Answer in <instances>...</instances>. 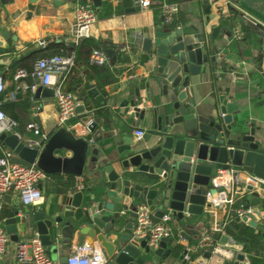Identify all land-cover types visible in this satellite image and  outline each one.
<instances>
[{
    "label": "water",
    "instance_id": "obj_1",
    "mask_svg": "<svg viewBox=\"0 0 264 264\" xmlns=\"http://www.w3.org/2000/svg\"><path fill=\"white\" fill-rule=\"evenodd\" d=\"M13 1L0 0V6ZM43 1L46 0H27L28 19ZM50 1L56 7L86 1L95 9L101 6L100 0ZM189 2H198L209 12L208 0H181V3ZM238 3L242 9L232 17L231 27L241 26L246 38L255 36L259 46L257 57L264 62V0H238ZM137 10L135 6L128 11ZM218 34L220 39L231 37V33L217 27L212 30L209 39L215 41ZM1 37L7 40L8 33L2 32ZM142 47L155 63L153 80L158 104L152 102V107L147 108L137 106L133 98L123 102L121 108L131 110L130 119H138L144 125L150 123V128L139 141L133 142L130 136L122 138L123 145L117 148L115 159H98L92 143L84 138L75 139L56 121L45 130L47 140L40 141L36 146L25 145L14 135L0 136V143L20 162L34 165L45 175H85L89 178L93 174L95 180L90 184H98V189L86 200L83 192L65 196L62 211L54 220L47 219L40 212L33 214L36 233L48 256L53 247L51 236L56 235V226H61L64 229L76 227L80 235L95 241L104 253L105 264H170L171 251L165 250V242L159 243L156 249H150L146 244L148 238L140 241L132 238L135 222L121 232L114 231L112 224L122 220L126 211L135 220V211L140 204L148 206L155 224L166 210L172 211L179 221L184 220V209L189 216L204 217L209 207L206 205V194L215 196L222 192L212 190L210 184L211 177L220 170L245 173L264 181V134L247 126L237 108L227 104L223 96L218 98L219 106L208 114L195 110L193 103L187 99L188 76L199 75L202 66L209 61L206 37L163 26L154 38L143 39ZM215 55L217 50L212 53V56ZM88 96L95 102L102 100L92 87ZM35 97L49 100L53 91L43 88ZM150 99H153L151 95ZM76 112L81 119L91 115L85 113L82 102H79ZM88 130L98 134L94 122ZM87 164L88 171L84 173ZM245 190L250 193L246 200L253 209L259 204L258 196L252 193L251 186ZM102 197L110 199L109 203ZM253 215L236 219V222L260 235L262 252L259 257L264 258V224H261L258 211L253 210ZM15 216L16 213H10L4 222L9 236L17 233ZM200 228L201 225L196 230ZM178 231L183 240H189L181 229ZM227 241L226 236L221 238L222 244ZM202 253L207 259L211 257L209 252ZM185 255L183 251L174 264H188L184 260ZM66 260L67 257H63L60 264H66ZM243 260V255H237L234 264ZM223 264L231 263L225 261Z\"/></svg>",
    "mask_w": 264,
    "mask_h": 264
},
{
    "label": "crops",
    "instance_id": "obj_2",
    "mask_svg": "<svg viewBox=\"0 0 264 264\" xmlns=\"http://www.w3.org/2000/svg\"><path fill=\"white\" fill-rule=\"evenodd\" d=\"M100 2L101 6L105 3L110 4L115 13L108 19H98L97 17L91 38L102 46L118 49L116 52L108 50L104 53L107 58L106 65H108L115 81L103 88L104 94L97 89L94 81H90L87 92H90L91 87L94 88L102 100L95 102L90 96H86L89 107L87 108L83 103L82 106L85 113H91V115L81 119V115L77 113L75 121L96 123L98 134L94 135L88 132L84 139L92 143V148H95L98 159L102 160L116 158L117 148L123 145L122 138L130 136L135 142L133 133L136 130L146 132L150 128V123L144 125L138 119H130L131 110L121 108V106L123 102L130 101L132 98L136 105L141 107L150 108L152 102L155 105L158 104V93L153 80L156 74L155 63L151 60L152 56L143 51L142 42L145 38H154L157 32L162 31L161 28L164 25L161 26L157 23L159 16L152 9L144 11L138 8L137 11H128L134 8L129 0H100ZM79 4H88L94 10L101 8L100 6V8L95 9L89 1L56 7L52 5L50 0H46L35 8L31 18L28 19L27 0H14L0 6V75L5 76L12 62L30 51L29 46L40 49L37 47L39 41L62 42L67 48L74 49L79 42H73L71 30L75 9ZM178 7L179 12L174 18L177 21V26L173 30L180 28L186 34L206 37V53L209 58L208 63L202 66L199 75L188 76L189 87L185 91L187 99L193 103L195 110L208 114L219 106L218 98L223 96L227 104L237 108L238 114L242 116L247 126L257 128L261 134H264V62L257 57L259 46L255 36L250 35L246 38V32L241 26L237 25L232 28V18H218L212 6L209 8V12H206L205 7L198 2L181 3ZM217 27L231 33V37L220 39V34H218L215 41L210 40L209 36L212 30ZM236 29L241 32L240 40L233 38V32ZM4 31L8 33L7 40L1 37ZM121 47L124 48L123 51H120ZM214 50H217V54L224 55L225 63H219L217 55L212 56ZM84 70V67L81 66L80 71L82 73L80 74L82 77ZM12 79L4 78L3 80L6 94L15 88ZM26 83L31 84V81L28 80ZM39 91L41 89H38L37 92ZM24 93L25 91L20 90L17 92V95L20 96L19 99L16 95L14 102H3L0 109L8 118H13L18 122L19 126L16 132L19 141L29 145L38 138L25 130L26 124L35 122L41 132L45 134L47 126L54 121L57 123V119L52 99L36 98L34 95V101H30L29 108L25 110L20 106ZM150 95L153 101L150 99ZM5 103L11 107L2 109ZM34 106L39 107L36 116H32ZM3 148L7 149L5 146ZM16 160L19 161L17 158ZM88 167L89 164L84 168V173L88 171ZM130 171L133 172L132 169ZM240 174L245 175L244 173ZM46 176L47 178L38 184V189L43 197L40 206L23 208L18 196L14 193L6 194L0 201V225L5 233L4 222L10 213H16L15 226L17 228L15 235L9 236L6 233L8 242L5 252L0 258V264H28L19 263L16 254L20 242H25L37 234L32 218L33 214L40 212L47 219L54 220L62 211L64 197H71L78 192L76 185L79 178L83 186V190L80 192L84 193L85 200L88 195L98 189L97 183L94 186L90 184L91 181L95 180L93 174L89 178L85 175L80 177L61 174ZM67 183H73V191L70 189L63 191ZM252 193L256 194L259 200V204L252 210L260 213L261 224H264V190H255ZM249 194L244 190L236 199V203L243 205L242 201L244 200L247 207L251 209L246 200ZM102 200L106 203L110 201L104 197ZM183 219L179 221L173 218L170 227L173 234L177 232L179 235L178 230L182 227V233L189 238L188 241L183 240L181 236L179 238L180 244L191 259L188 264H223L226 260L234 264L237 255L244 256V260L240 264H248L243 253V246L233 243L227 236L228 241L225 244L221 243L222 237H220L218 246L221 251L218 255L213 254L209 259L205 258L204 253L195 247L199 235H192V233L196 231L199 225L207 228V226L212 227L214 224L222 223L224 221L223 211L216 210L212 213L206 211L202 218L189 216ZM70 222L74 224L72 220ZM134 222L135 220L130 217V212L126 211L122 220L112 224V229L121 232L128 224ZM56 227V235L51 236L53 247L49 256L56 264H60V260L67 257L74 247L83 243H95L89 237L80 235L76 227L73 229ZM165 250H170L169 244H166ZM229 252L233 254L232 259L229 258ZM171 264L174 262L171 261Z\"/></svg>",
    "mask_w": 264,
    "mask_h": 264
},
{
    "label": "built area",
    "instance_id": "obj_3",
    "mask_svg": "<svg viewBox=\"0 0 264 264\" xmlns=\"http://www.w3.org/2000/svg\"><path fill=\"white\" fill-rule=\"evenodd\" d=\"M132 5L140 10H150L154 4L153 0H129ZM210 6L215 11L218 18L230 19L242 8L238 0H208ZM161 12L163 16V25L167 26L179 12L178 5L162 3ZM97 22L96 11L88 4H79L74 13V21L71 30V38L74 43L83 39L90 38L92 29ZM235 40L241 39V32L236 29L233 32ZM49 41H39L37 47L44 49ZM124 48L121 47L120 51ZM217 61L225 63L223 54H217ZM89 62L92 65L101 66L107 64V58L102 50H94L89 56ZM74 67L72 56L55 55L36 61L30 70L18 69L13 75L15 88L5 95L0 102V108L3 102H14L17 92L20 90L28 91L30 101H34V95L38 89L51 88L53 91V104L56 110L57 125L64 127L75 139L84 138L89 132L88 127L91 123H84L81 120L76 122L77 108L79 101L74 94L65 92L59 80L64 78ZM30 80L31 84L26 82ZM5 92V85L0 76V96ZM39 107H33L32 116H36ZM17 124L8 118L0 109V136L14 135L19 139L16 132ZM25 130L31 133L35 138L30 146H36L40 141H46L47 136L43 134L35 122L26 124ZM143 130H136L133 133L134 141H139L143 135ZM245 174V173H244ZM47 176L38 170L34 165H27L17 162L15 155L8 149H4L0 154V201L8 193H14L18 196L23 208H36L41 205L43 197L38 189V184L46 179ZM76 189L78 192L83 190L80 178L77 180ZM211 188L214 191L221 190L220 194L211 196L206 194L205 212H214L216 210L227 212L231 217L241 220L243 217L253 215L252 209H244L243 205L236 206V199L244 192L247 186L255 190H264V181L255 178L252 175L235 173L231 170H220L210 179ZM246 191V190H245ZM236 206V207H235ZM135 226L132 230V238L136 241L148 238L146 244L150 249H156L161 242L169 244L173 240V230L170 224L175 218L172 211L166 210L159 222L155 224L151 219V213L146 204H140L135 211ZM183 217H189L186 209L182 212ZM254 216V215H253ZM225 222L214 224L212 227L196 230L199 235L196 249L201 252H209L218 255L221 249L218 246L216 236L224 237L223 228ZM8 242V237L0 225V258L4 254ZM28 252V253H27ZM16 258L19 263L28 264H56L46 254L42 247L39 236L35 234L31 239L18 244ZM229 258L233 254L229 252ZM224 259V258H222ZM184 260L191 262L187 252ZM229 261V260H226ZM105 258L102 249L97 243H83L74 247L67 256L66 264H105Z\"/></svg>",
    "mask_w": 264,
    "mask_h": 264
},
{
    "label": "trees",
    "instance_id": "obj_4",
    "mask_svg": "<svg viewBox=\"0 0 264 264\" xmlns=\"http://www.w3.org/2000/svg\"><path fill=\"white\" fill-rule=\"evenodd\" d=\"M154 4L152 5L151 9L158 14L159 20L157 23L163 26V16L161 12V5L162 3L170 4V5H180L181 0H153ZM97 11L98 19H108L114 13L115 10L112 6L108 3H105L101 6L100 9L95 10ZM177 26V21L174 19L171 21L168 28L174 29ZM162 29V28H161ZM29 52L26 55L21 56L18 60L13 61L12 64L9 66L5 76L2 77L11 80L13 74L18 69L30 70L31 66L40 59L49 58L55 55L59 56H73L74 59V67L69 71V73L59 80L61 83L62 88L65 92L74 94L76 98L81 101L87 108L89 107V103L86 99L88 96V89H89V82L94 81L95 86L97 89L104 94L103 88L106 85H109L111 82L115 81L113 78L111 71L108 65H101L96 66L90 64L88 61L90 54L94 50H102L103 53L106 51L111 50L112 52H116L118 49L111 46H102L94 39L87 38L79 41L77 46L74 49L67 48L62 42L61 43H49L44 49H34L33 46H29ZM84 67L83 77L80 73V67ZM6 91L0 96V102H2L5 98ZM20 106L27 110L30 106V94L26 91L23 94V99L20 102ZM10 108L11 106L7 103L3 104V108ZM17 124L18 129V122L13 119ZM16 129V130H17ZM4 146L0 144V153ZM20 162V161H18ZM21 163V162H20ZM70 189L73 191V183H67L65 185L63 191ZM243 207L244 209H248L245 201L243 200ZM236 206L238 204L236 203ZM235 206V207H236ZM235 217H231L226 212L224 215V222L225 226L223 228L224 235L229 237L233 243L239 244L243 246V253L245 254L248 264H264V258H260L259 255L262 252V241L260 239V235L256 233L254 230L250 229L246 225L242 223H237ZM181 223V222H180ZM187 223V222H186ZM182 225V224H181ZM182 229V227L180 228ZM174 237L172 242L169 243L171 256L168 259V262L171 264V261L175 262L180 254L184 251V247L180 244L179 238L180 235L177 232H174ZM217 241H219L220 236H216ZM197 243L195 244L196 247ZM171 260V261H170Z\"/></svg>",
    "mask_w": 264,
    "mask_h": 264
},
{
    "label": "flooded vegetation",
    "instance_id": "obj_5",
    "mask_svg": "<svg viewBox=\"0 0 264 264\" xmlns=\"http://www.w3.org/2000/svg\"><path fill=\"white\" fill-rule=\"evenodd\" d=\"M231 19V18H230Z\"/></svg>",
    "mask_w": 264,
    "mask_h": 264
}]
</instances>
